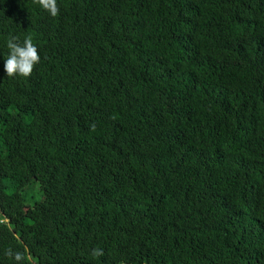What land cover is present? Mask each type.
<instances>
[{
	"label": "trees",
	"instance_id": "1",
	"mask_svg": "<svg viewBox=\"0 0 264 264\" xmlns=\"http://www.w3.org/2000/svg\"><path fill=\"white\" fill-rule=\"evenodd\" d=\"M57 4L0 0V264H264V0Z\"/></svg>",
	"mask_w": 264,
	"mask_h": 264
},
{
	"label": "clouds",
	"instance_id": "2",
	"mask_svg": "<svg viewBox=\"0 0 264 264\" xmlns=\"http://www.w3.org/2000/svg\"><path fill=\"white\" fill-rule=\"evenodd\" d=\"M34 3L52 17H56L60 13L57 0H34ZM6 46L9 51L5 57L4 70L8 77H30L35 66L41 60L38 47L33 43L31 35L24 36L21 39L18 35L10 34ZM95 129L96 125L93 123L91 130L95 131ZM4 255L14 260L15 264H25L26 261L31 260V257L27 254V250L20 252L8 248L4 250ZM90 255L93 258H99L105 255V251L103 248L95 247L91 250Z\"/></svg>",
	"mask_w": 264,
	"mask_h": 264
},
{
	"label": "rangeland",
	"instance_id": "3",
	"mask_svg": "<svg viewBox=\"0 0 264 264\" xmlns=\"http://www.w3.org/2000/svg\"><path fill=\"white\" fill-rule=\"evenodd\" d=\"M40 188L39 185L36 183L32 186V189L28 190L26 192V198H27V202L29 204H31L33 202V200L31 199L32 195L35 196V199H40Z\"/></svg>",
	"mask_w": 264,
	"mask_h": 264
}]
</instances>
